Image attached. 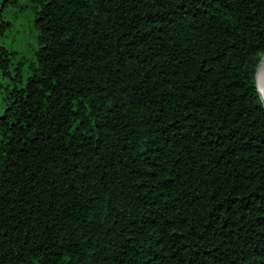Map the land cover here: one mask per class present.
Wrapping results in <instances>:
<instances>
[{"label":"trees","instance_id":"1","mask_svg":"<svg viewBox=\"0 0 264 264\" xmlns=\"http://www.w3.org/2000/svg\"><path fill=\"white\" fill-rule=\"evenodd\" d=\"M0 9V264H264V0Z\"/></svg>","mask_w":264,"mask_h":264},{"label":"rangeland","instance_id":"2","mask_svg":"<svg viewBox=\"0 0 264 264\" xmlns=\"http://www.w3.org/2000/svg\"><path fill=\"white\" fill-rule=\"evenodd\" d=\"M29 4V0H0L4 20L12 23L5 41L17 50L36 44L37 31L33 26V13ZM261 60H264V55Z\"/></svg>","mask_w":264,"mask_h":264},{"label":"bare ground","instance_id":"3","mask_svg":"<svg viewBox=\"0 0 264 264\" xmlns=\"http://www.w3.org/2000/svg\"><path fill=\"white\" fill-rule=\"evenodd\" d=\"M258 88L261 95L264 97V60H262L258 73Z\"/></svg>","mask_w":264,"mask_h":264},{"label":"water","instance_id":"4","mask_svg":"<svg viewBox=\"0 0 264 264\" xmlns=\"http://www.w3.org/2000/svg\"><path fill=\"white\" fill-rule=\"evenodd\" d=\"M261 62H262V60H261ZM261 62H260V64H261ZM260 64H259L258 69H257V86H258V73H259ZM258 92H259L260 98L262 100V104L264 106V97L261 95L259 88H258Z\"/></svg>","mask_w":264,"mask_h":264}]
</instances>
